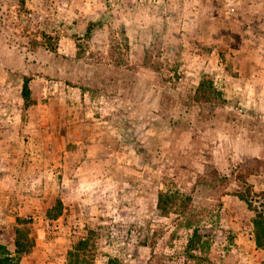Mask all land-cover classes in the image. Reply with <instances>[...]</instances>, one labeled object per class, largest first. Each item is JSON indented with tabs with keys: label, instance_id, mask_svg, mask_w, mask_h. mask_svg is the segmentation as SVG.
<instances>
[{
	"label": "rangeland",
	"instance_id": "1",
	"mask_svg": "<svg viewBox=\"0 0 264 264\" xmlns=\"http://www.w3.org/2000/svg\"><path fill=\"white\" fill-rule=\"evenodd\" d=\"M238 191L264 208V0H0V244L32 237L19 264H264Z\"/></svg>",
	"mask_w": 264,
	"mask_h": 264
},
{
	"label": "trees",
	"instance_id": "2",
	"mask_svg": "<svg viewBox=\"0 0 264 264\" xmlns=\"http://www.w3.org/2000/svg\"><path fill=\"white\" fill-rule=\"evenodd\" d=\"M28 93H29V89L27 87V83L24 82L22 89V95L24 99L28 97ZM216 96L217 94L213 86V81L211 76L207 74L201 75L198 85L192 97L194 103L202 105L212 101H217ZM217 106L219 105L217 104ZM236 195L242 201H244V203L249 209L254 211V217L252 219V223L254 226L255 244L258 248L264 250V208L255 205L253 199L249 197L250 196L249 192L241 193L238 191ZM158 197H159L157 204L158 208H160L162 212L165 214L166 209L165 206L162 205L163 204L161 199L162 195L160 194ZM17 224L26 225L27 223L23 222ZM17 232L18 231L16 230V237L14 239V244H13L14 247L12 251L9 250L4 244H0V264H19L21 255L23 253H26L29 250V248L32 246L33 244L32 237L29 236L26 238V241H22L19 238V233ZM199 238L200 237L198 235L197 229L196 228L192 229V233L188 238L185 250L190 251L195 249L196 243L199 240Z\"/></svg>",
	"mask_w": 264,
	"mask_h": 264
}]
</instances>
